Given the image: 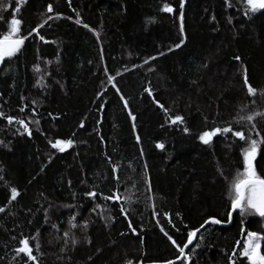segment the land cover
<instances>
[{
  "label": "trees",
  "instance_id": "1",
  "mask_svg": "<svg viewBox=\"0 0 264 264\" xmlns=\"http://www.w3.org/2000/svg\"><path fill=\"white\" fill-rule=\"evenodd\" d=\"M4 3L0 34L14 14L26 38L0 64V264L179 259L189 232L226 219L243 166L239 138L218 134L206 145L199 135L226 126L247 134L242 117L264 113V9L184 0L181 33L180 0H21L19 12ZM254 122L264 137V114ZM69 139L62 152L52 147ZM262 155L264 146L254 162L264 177ZM113 194L120 199L103 198ZM241 219L201 232L190 264H247L246 231L264 234V218ZM22 240L35 261L17 253Z\"/></svg>",
  "mask_w": 264,
  "mask_h": 264
},
{
  "label": "snow or ice",
  "instance_id": "2",
  "mask_svg": "<svg viewBox=\"0 0 264 264\" xmlns=\"http://www.w3.org/2000/svg\"><path fill=\"white\" fill-rule=\"evenodd\" d=\"M16 2V8L15 12H19L21 0H15ZM245 3L248 5V9L252 12H255L258 9H264V0H245ZM8 5L4 3V0H0V8H6ZM183 8H184V0H180L179 3V19L181 21L180 24V31L183 33ZM164 12L172 13L174 11L173 7H171L168 3H164L163 7L161 9ZM48 11H52V5H48ZM52 17H49L51 19ZM77 23H80L79 20L76 21ZM22 21L21 19L16 18V16L13 14L12 18L10 19V25L9 30L5 34H0V61H3L5 57H12L15 53H17L21 46L24 44L25 36L18 35L20 33V25ZM84 27H88V25H84ZM37 29L33 28L31 29V32H36ZM31 32L29 35H31ZM41 40L44 39L43 36L40 37ZM183 41H181L182 43ZM180 44H177L176 47H179ZM150 59H152L150 57ZM235 59L239 60L240 57H235ZM243 83L247 88V93L250 96H255L257 89L252 87L249 82L246 75V69ZM112 77H109V80H111ZM115 87V85H113ZM117 91H119L117 89ZM262 94H264V90H262ZM149 95H151V91L149 90ZM123 96H121V100H123ZM124 107L127 108V101H124ZM161 107H163L161 105ZM166 111V110H165ZM264 113H255L249 114L245 117H242V119L246 120L249 123V127L247 130V134L243 128H237L233 129L232 126H226V127H213L211 130L203 131L199 135V140L203 144H209L212 142L214 137H217L218 134H231L232 137L239 138L240 141L244 142V145L242 147L241 155L243 157L242 160V171L238 170L236 176L232 179L228 195L230 198V208L231 210L227 211L226 213V219L221 220L217 219L215 217H210L208 220L204 222V224H208L209 222L213 225H220L225 222H230L233 217V212L238 211L239 216L242 218L240 220L241 225L244 224V217L247 216H256L260 218H264V177L259 175L257 173L256 169V162L257 156L261 152L262 146H264V137H261L257 139L256 137H260V133L255 131L256 124L254 122L255 117L258 115H262ZM3 113H0V116H3ZM129 115L131 116V112H129ZM13 117L8 116L7 121L9 124H12ZM134 120L135 117H132ZM171 122L173 124L177 122H183V118L179 115H176L174 117H169ZM17 123H19L21 126H23L24 130L27 132L29 131L28 125L25 124L23 120H18ZM239 123V122H237ZM83 126V125H81ZM185 132L188 131L187 128L184 129ZM30 134V133H29ZM137 141H139V137H137ZM73 143L72 140H57L55 143L52 144V147L57 148L59 151H64L66 147L71 146ZM158 148L163 149L164 145L162 143L157 144ZM262 159H264V155L261 156ZM115 171V170H114ZM12 198L15 199L17 193L16 188L11 189ZM89 196H96V193L89 192L87 193ZM105 200H119L120 197L113 194L109 196L103 197ZM96 207H99L97 205ZM0 211H3L2 208H0ZM123 212L124 210L121 209ZM87 222H85L86 226ZM204 224L201 225V228L204 227ZM73 227H76L75 224L72 225ZM129 227H131V224H129ZM135 231V229H133ZM242 231L244 229L242 228ZM195 232H189L188 233V241L191 243V240L193 236H195ZM68 233H65V236H67ZM171 239V237H169ZM20 243L23 245L22 247H19L16 249L17 253H23L25 254L28 259L35 261L36 257L33 255V249L29 245L28 240H22ZM73 243H76L75 240H73ZM175 243V241H173ZM237 246L240 247V243L237 242ZM37 247H39L37 245ZM184 247H187L185 245ZM262 247H264V234L258 233L256 231L247 230L246 231V238L243 241L242 244V250L239 252V255L241 257L246 258L247 264H264V251H262ZM180 254L183 255L184 248L179 249ZM233 255H236L234 252ZM231 259V258H230ZM128 264H132V261H128ZM168 264H173V261H168ZM234 264V262H233Z\"/></svg>",
  "mask_w": 264,
  "mask_h": 264
},
{
  "label": "water",
  "instance_id": "3",
  "mask_svg": "<svg viewBox=\"0 0 264 264\" xmlns=\"http://www.w3.org/2000/svg\"><path fill=\"white\" fill-rule=\"evenodd\" d=\"M236 212H238V211H236ZM236 212H233V215ZM231 222H232V219H231V221L228 224H220V226H222V227H229L231 225ZM210 225H212V224L209 222L208 224H204V227L203 228L200 227L197 231H195L196 234H195V236H193V238L191 240V243H189V241L187 242V244H186L187 247H184V253H183V255H181L179 259L173 261V264H181L182 263L185 255L188 254V251L190 250V248L196 243L199 234L201 232H203ZM163 264H168V263H163Z\"/></svg>",
  "mask_w": 264,
  "mask_h": 264
},
{
  "label": "bare ground",
  "instance_id": "4",
  "mask_svg": "<svg viewBox=\"0 0 264 264\" xmlns=\"http://www.w3.org/2000/svg\"><path fill=\"white\" fill-rule=\"evenodd\" d=\"M16 196H17V195H16ZM11 200H13L12 196H11ZM210 226H211V225H210ZM170 240H171V239H170ZM195 244H196V243H195ZM195 244H194V245H195ZM194 245H193V246H194ZM193 246H192V247H193ZM192 247H191V248H192ZM191 248H190V249H191ZM182 262H185V264H190V260H189V258L187 257V255H185V257H184V259H183Z\"/></svg>",
  "mask_w": 264,
  "mask_h": 264
},
{
  "label": "rangeland",
  "instance_id": "5",
  "mask_svg": "<svg viewBox=\"0 0 264 264\" xmlns=\"http://www.w3.org/2000/svg\"><path fill=\"white\" fill-rule=\"evenodd\" d=\"M2 63V61H0V64Z\"/></svg>",
  "mask_w": 264,
  "mask_h": 264
}]
</instances>
